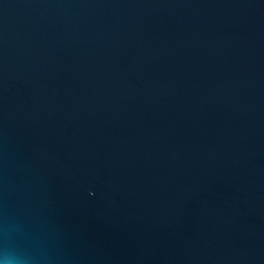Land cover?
Instances as JSON below:
<instances>
[{"label":"water","instance_id":"obj_1","mask_svg":"<svg viewBox=\"0 0 264 264\" xmlns=\"http://www.w3.org/2000/svg\"><path fill=\"white\" fill-rule=\"evenodd\" d=\"M0 264H264V0H0Z\"/></svg>","mask_w":264,"mask_h":264}]
</instances>
